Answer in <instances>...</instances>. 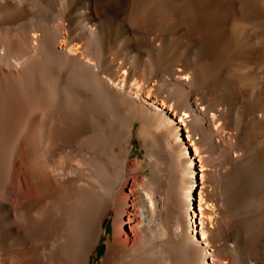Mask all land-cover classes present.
I'll return each mask as SVG.
<instances>
[{"label": "bare ground", "instance_id": "6f19581e", "mask_svg": "<svg viewBox=\"0 0 264 264\" xmlns=\"http://www.w3.org/2000/svg\"><path fill=\"white\" fill-rule=\"evenodd\" d=\"M93 261L264 264V0H0V264Z\"/></svg>", "mask_w": 264, "mask_h": 264}, {"label": "rangeland", "instance_id": "374dc122", "mask_svg": "<svg viewBox=\"0 0 264 264\" xmlns=\"http://www.w3.org/2000/svg\"><path fill=\"white\" fill-rule=\"evenodd\" d=\"M164 110V109H163ZM165 113L168 115L169 112H167L165 110ZM173 121L175 122V124H178V120L173 118ZM179 130L181 131V136H179V141L183 140V143H185V145H187V157L189 158V161H193V171L195 170V174H194V184H193V194L190 198V209H188L189 212H191V210H193V212H195V231L193 232V236L197 239L199 238V226H198V217H199V211H198V194L202 188V182H204L205 178H202V171L200 164L198 162V156H194V152L192 150V148L189 146V143L187 142L186 138H185V132L183 127H180ZM140 142L138 141V139L136 138L133 143L130 146V158L140 161L142 163H144L143 161L145 160V153L144 151H142L140 149ZM197 228V230H196ZM197 233V234H196ZM92 264H97L96 261H93Z\"/></svg>", "mask_w": 264, "mask_h": 264}]
</instances>
